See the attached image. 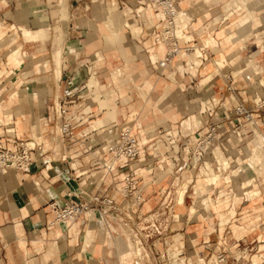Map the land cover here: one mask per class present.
Listing matches in <instances>:
<instances>
[{"label": "rangeland", "instance_id": "obj_1", "mask_svg": "<svg viewBox=\"0 0 264 264\" xmlns=\"http://www.w3.org/2000/svg\"><path fill=\"white\" fill-rule=\"evenodd\" d=\"M17 1L19 4L14 9H11L9 4L10 0H0V14L6 12L8 15L7 17L9 18L5 21L0 18V32L4 33L0 40V61L7 58L9 59V62L14 64L8 57L12 48L22 46L23 49H26L28 52V56L24 58L25 62L17 66V73L13 83H11L12 86L9 91V95H13V99L7 111H11L16 118V109L19 104H21L24 111L28 112L31 110V123L38 122L39 132L44 131L43 134L45 135V138L47 137L49 139L50 144L48 146L45 145V149L52 150L45 155V159L48 161L56 159L57 164L52 162L51 166H48L49 168L47 170L45 169L43 174L35 177L39 182L36 187L41 186L43 189H46V191H49L47 190V183L45 184V177H47L49 171H63L66 173L65 175H62L64 181L69 182L71 185L75 183L72 172L69 170V162L75 159H69L68 162L66 161L62 163L61 160H59L62 157V154L67 152V155L70 156L75 149H80V152H78L80 154L77 155L79 157L77 162L82 165H89L92 161L88 162V159L94 158L91 150L87 148L82 149L84 145H73L68 141H63L56 133L48 134L46 132V128L48 129L47 125L50 124L44 119V116L48 113V108H51L55 103H58L57 100L59 101V98L62 95L63 87L65 85L63 79L67 72H65V68L68 66L69 59H71L73 55H76L79 59L82 57L95 59V57H97L96 53L99 50L102 53V58L107 61V63L102 64V66L106 65L111 69H118L120 67H125V64L135 63L139 68L141 67L140 70L136 69L134 71V73L137 72L135 75L140 76L139 74H141L145 77L152 76L151 79H155V72L152 65L149 63L150 55L142 50L143 42L147 39H141V35L143 34L139 33L140 28H142L141 26L149 24L150 16L149 12H144L140 17L137 16L135 18H132L129 13L128 15H124L126 8L127 10H130V7H136L137 0H127V3H123L120 0H74V2H72V0H64V3L63 0H45V2L48 3V10H50L52 18L49 19V22L39 19L28 24V22H26L27 19H23L24 17L22 16V13L32 9V5L35 2L34 0ZM245 1L246 0H241L239 3L242 4L241 7L244 9V12L238 16V29L233 31L234 28H223L226 23L217 30L220 32L216 33L212 30H207V27L198 29L197 36L199 37L200 42L211 47L215 53L204 63L200 64V66L198 64L193 68H188L187 71L194 75L196 79L193 93L191 94L188 90H185L189 84L188 80L190 77L186 75L184 76L183 74L186 69L183 65V60L196 63V60L194 61L195 58H193L196 56L195 53H189L185 56L186 58L184 57L180 60V65L182 64L183 67H179V64L172 66V64L176 62V59L182 56V53L172 62L168 71V77L170 79H166L167 83H169V89L175 92L180 98L174 105L164 106V104L161 103V97H159L156 92H152L150 103L146 108L147 110H145L140 116L139 122L142 123L145 128L148 126L152 128L147 136V159L142 161L137 160L131 163L128 161L126 169L129 170L130 165H133L132 169L138 172V182H140L138 185L143 187L149 194L148 203H150V209H152L151 211L155 214L154 219L157 218L158 225L160 221L162 222L163 225L161 229L163 230V234L161 237L154 236L149 242H144L143 247L141 245L140 247L138 246L139 248L137 245L133 244V242L123 241L131 245V254H134L137 257L136 264H180L182 259H184L182 260V264L203 263L206 250L204 248L205 239L203 240L201 247L189 242H186L185 247H183L184 243L183 240H180L181 234L179 232H183L186 240L189 238H196L197 232L195 225L200 221H204L208 216L211 217V212L213 211L215 212L213 214L215 222L219 223L221 218L218 214L220 213H217L215 207L212 205L210 206L209 204H212L214 199L221 194V190L225 191L230 184L235 190L238 189L237 192L239 193H235L234 196L237 198V203L240 205L239 208L238 206L236 207L235 211L231 209V212L235 213V217L229 220L228 223L224 222L225 224L222 231H226L225 234L228 236L231 243H233L235 237L241 236V234L240 236L234 234L233 225L237 224L241 226L242 229L246 230L247 227L241 224L240 218L243 216V213H246V209L250 207L253 209L254 203L260 202L264 199L263 191V198H261L262 195L258 193L257 196H252L248 201L244 202L242 193L240 192V187L243 185L241 182L251 178L255 173L259 176L258 180L251 181V185L254 186L250 185L251 187L248 186L249 188L247 187L245 189L253 187L255 189L261 188L264 190V172L261 170L262 165H264V156L262 158V164H258L255 161L253 162L255 164L250 162V160L253 161L250 158V148L254 143L253 140L255 137L259 144H261L260 146L263 148L264 155V134L261 132L256 133L258 131L254 132L251 126H246L243 137H238L236 133L232 132L231 126L238 125L240 117L236 119L237 116L232 113H222V111H218L219 107L222 105L227 109H231L237 103L243 101L249 106L255 107L257 97H264V80H262L263 78L257 80V76L255 75V73L260 70V67L258 68L255 63L256 61L264 59V52L262 55L257 56L258 58H255L254 56L248 57V52L245 49L248 47V41L252 37L250 24L249 22L246 23V21L251 14L249 11L253 9V7L250 8L249 3ZM224 4H226V6H224L223 9H230L233 5H238L236 2L230 3V0ZM97 10H107L108 22L110 21L109 10L116 13V21L122 26H125L123 28V33L121 34L123 36L122 40L116 44H114L112 40L108 43L106 42L104 38L105 33H107L109 38L112 39L114 30L106 29V27H104L103 21L100 20L99 16H95L94 14ZM126 22L127 24L125 25ZM127 25H131L129 26L130 28H128ZM15 26L18 28L19 26H22L21 30L15 32L17 28H15ZM41 26L48 27V36L43 41H33L40 37H45L47 28ZM71 26L77 27L79 31H82L81 39H84L83 42L80 40L72 41V39H70V36L72 35V32H70ZM138 27L139 31L137 33L135 29ZM27 29L31 33H29V35L26 33V36L23 31L26 30L27 32ZM232 35L233 37H231ZM211 38H220L218 40L219 48L218 45L216 46L217 42L214 43V46L209 42L208 39ZM59 46L63 48L61 77H57L55 74V62L53 59L54 50ZM68 46L70 49L69 51H66V47ZM82 47L85 48L84 51H82L83 49L81 50ZM230 48H232L231 51H234V53L231 55V52H227L226 55V51ZM222 52L226 55L224 56L225 66L219 70H206V65L208 66L211 64V62L214 59H217ZM71 53H73V55ZM157 54L159 57L163 53L159 51ZM59 55L60 53L56 54L58 65L61 63ZM132 55L134 57H130ZM12 56L14 57L13 54ZM38 60H48L50 65L48 67H42L38 72L33 71V74H31L29 78L24 79L23 71L28 68L30 63V65L36 64ZM242 61L246 63L242 65L244 69L241 71L239 70L240 72H236L238 63ZM218 63L221 65L220 62ZM104 70L105 68L98 69V73L90 79L89 84L94 85V87H91L90 91H85L86 95L82 98L84 99L83 103H87L88 105H91L92 108L97 109L96 117L99 119L94 121L92 125L100 126L101 123L107 121H116L117 123L122 124L125 122V119L128 118V110H132V108L135 110L140 107L142 105V99L135 98L132 101V98L126 96L127 91L130 90L127 87L128 83L125 81L128 76L126 72H119L118 70L122 75L121 80L123 81L119 83L120 80L117 79V76H110V72ZM248 75L251 76L250 79L248 78ZM209 76L211 77V80L204 85L202 80ZM111 77L116 82V85L123 84L119 87V94L123 95L120 99L121 103L116 101L117 93H115V91L117 90L113 88L112 90L111 86H108V84L113 82ZM77 79L79 80L78 75ZM159 79L164 78L160 77ZM21 86L24 88L19 91ZM252 86H255V88L251 90ZM45 91L48 93L45 94ZM109 91L113 92L112 97L107 95ZM256 91L258 96L254 94ZM41 92L42 94H40ZM203 98H208V100H210L206 109L210 108L214 110L213 114L209 115L208 112H200V106L198 108L195 107L196 109L193 110V103L200 101ZM9 99V97L6 98L5 96L6 101L4 102V106ZM29 99H31L30 104H28ZM168 104L170 103L168 102ZM170 108L172 113H176V117L174 119H165L164 113L161 111ZM1 112V119L8 120L12 118L11 113H5L2 110ZM192 114L197 116V121L189 127V125H186V122L184 123V120ZM259 118L260 125H264V112H262ZM169 121L172 123L177 122V124L166 125L167 127L161 125L165 122L170 123ZM240 121L244 125H252L244 122L242 119ZM210 123H215L217 125H209ZM164 127H166V129H164ZM27 129H29V125ZM101 129L103 128L101 127ZM32 136L43 140L41 137L42 134L39 135L36 132H31V129L24 132V137ZM96 136L98 135L93 133L89 140H94ZM191 137L193 140H195V137H201L204 142L201 146L195 148L191 142L188 141L187 143V139H190ZM181 153H183L184 158L182 156L181 159H179ZM75 166L76 165H74V167ZM87 168L88 167H86V169ZM15 173L17 172H14V174ZM216 174L218 175V178H216L217 181L216 184H214L209 178ZM23 176L24 175L21 174V180L23 182H26L28 178H32L26 176V179H24ZM246 177L247 179H244ZM28 181H30V179ZM64 181L62 184L65 183ZM244 185L246 186L247 183ZM179 191H183V197L182 193H179ZM49 192V197L52 198L55 195V190H50ZM210 197H213L214 199L209 201L208 199ZM233 198L231 200H233ZM181 199L184 201L181 202ZM204 204H207L205 216L200 215L191 220V212L195 213L197 210H194L195 205L200 208ZM213 204L214 206H218L219 211L224 213L226 219L231 216L228 215V210L222 207L224 204L228 205V200L226 203H224L223 200H220V202L217 203V201H215ZM258 206L262 207V204ZM45 207L46 206H43L42 208ZM200 210L201 213L204 212L202 208H200ZM263 214L264 212H262V215ZM15 215L22 219L31 216L28 214L25 207L16 208L10 205L7 209H2L0 213V235L3 236L10 232L12 224H14ZM45 217L46 221L51 217V215L47 213V210H45ZM83 218V223H79V225L82 224L79 241L66 234L63 238H59L57 243L49 244V248L53 250L59 243H66L71 247V253L79 254L81 251L80 248L84 244V235L89 224V219H87L86 215ZM90 218L93 220L92 217ZM95 223L97 225L95 229L96 235L93 238V243L90 247L91 250H93V245H96L99 248L101 243L99 237H97L98 221L96 220ZM57 227L61 230L64 229L62 223H58L56 228ZM75 227H73V230ZM40 229L43 230L40 233V238L43 239L46 236L44 234V229H47V226H40ZM260 229V234L263 235L262 239L264 240V226L260 227ZM91 230H94V228H90V231ZM220 232L221 231L217 226L211 230L209 237L211 239L212 247H214L213 244L216 243ZM175 234L178 237L174 236L172 238V235ZM261 244H264V242H259V240L253 241V237L249 236L246 241H242V248H248V251H250L252 255L256 254L258 249H261L258 254H263L264 256V247H258ZM44 245L45 240L43 243V249L40 248V250H38L40 253L44 252ZM180 245L183 247L181 251H179ZM137 248L138 250H136ZM175 255L177 256V260ZM260 255H254L252 257L253 259L260 258ZM93 257L95 256H90L91 259ZM110 259L112 264H118L114 258ZM174 260H176L177 263L174 262ZM0 264H2V262H0Z\"/></svg>", "mask_w": 264, "mask_h": 264}, {"label": "built area", "instance_id": "obj_2", "mask_svg": "<svg viewBox=\"0 0 264 264\" xmlns=\"http://www.w3.org/2000/svg\"><path fill=\"white\" fill-rule=\"evenodd\" d=\"M120 1L127 3V0ZM182 3L183 0H137L135 8L130 7V10L124 8V15L129 13L132 18H135L140 17L144 12H149V10L153 14L150 16L149 13L150 22L148 25L141 26L139 33L144 35H141V39H147L143 42L142 50L150 56L157 54L161 47L165 49L163 54L155 60L149 58V63L152 65L156 76L154 80L160 77L170 79L168 71L171 64L182 53H195V55L198 53L196 63L183 60V65L186 67L183 74L190 77L185 90L192 94L196 79L194 75L187 71L188 68H193L198 64L200 66L214 54L211 47L200 42L194 21L186 13ZM127 26L130 28L131 25ZM71 54L73 55V53ZM106 63L107 61L104 58L100 59L99 56L95 59H87L86 57L79 59L76 55H73L68 61L67 68H65V72H67L63 79L65 85L62 95L58 103L48 108V113L45 114L44 119L50 124L47 125L48 129L46 128L48 134L56 133L63 141H68L73 145H84L82 149L91 150L94 156V158L88 159V162L92 161L89 165L79 164L81 167H88L79 174L69 162V169L75 183L66 186L58 195L50 199L47 213L51 215V218L46 226L48 228L49 224L52 227H56L58 223L65 224L64 236L68 234L70 237L71 229L79 223H83V217L86 215L87 219L92 217L94 221H98L97 237L101 241L102 250L110 244V241L115 242L117 240L118 231L122 232L125 241L133 242L137 247H140V245L143 247V243L149 242L154 236H162L163 230L161 227L163 224L160 221L158 225L157 218L154 219L155 214L150 209L151 206L146 209L149 194L143 187L138 185L140 183L138 182V172L132 169L133 165H130L129 170L126 167L128 161L131 163L147 159V127L145 128L139 122V119L142 113L147 110L153 91L149 93L148 97H144L137 89L128 88L130 90L127 91L126 96L132 98V101L135 98H141L142 105L135 110L133 108L128 110V118L122 124L116 121H107L101 123L100 126L92 125L94 121L99 119L96 117L97 109L92 108L87 103L84 104V99H82L86 95L85 91H90L91 87H94V85L89 84L90 79L98 73V69L105 68L104 71L110 72V76H117V79L120 80L119 83L123 82L121 80L122 75L118 72L119 68L111 69L106 65L102 66ZM17 68L7 58L0 61V98L4 100L5 96L6 98L9 97L11 83H13L16 76ZM80 71H85L87 74V77L83 80L77 79ZM148 77L151 78L152 76ZM112 81L108 86L117 90L115 91L117 93L116 101L121 103L120 99L123 95L119 94V87L123 84L116 85L113 78ZM218 111L232 113L237 116L236 119L240 117L238 125L231 126L232 132L236 133L238 137H243L246 126H251L254 132L258 131L256 133L261 132L264 134V125H260L259 120L262 112H264V97H260L259 100L255 101V107H251L243 101L237 103L231 109H227L222 105ZM207 112L211 115L214 110L208 108L206 111H202V113ZM241 119L252 125L242 124ZM169 122L161 125L177 124V122ZM209 125L217 124L210 123ZM93 133L99 137L96 136L94 140H89ZM188 141L195 148L201 146L204 142L201 137H195V140L191 137L187 139V143ZM50 150L45 149V142L40 138L37 139L34 136L24 137L20 134L14 119L4 120L0 118V171L3 174L19 172L24 176H30L47 170L51 161L45 159V155ZM78 152H80V149H75L72 155L67 156V160H63V163L68 162L69 159H75L72 161L77 162L79 158L77 155L80 154ZM182 156L184 158L183 153L180 154L179 159ZM247 177L244 179H247ZM258 178V174L255 173L251 178L241 182L243 185L240 187V192L244 202L252 196H257L258 193L263 198L264 190L261 188L245 189L248 186H254L251 185V181H257ZM237 190L229 184L225 191L221 190V194L216 199L210 197L212 200L214 199L212 204H209L210 206H214L215 201L218 203L223 200L226 203L228 200V205L224 204V208L228 210V215H231L227 219V223L235 217V213H232L231 209L236 210V207L239 208L240 205L234 196L235 193H239ZM232 198L233 200H231ZM261 204L262 207H259L258 205ZM246 210L240 220L249 232L240 237H235L234 242L231 243L225 234L226 231H221L218 234L216 243L213 244L214 247L211 246L210 237L205 239L204 248L206 250L204 249V259L201 264H256L252 256L260 255L258 253L261 249H258L257 253L252 255L248 248H242V241H246L249 236H252L253 241L264 242L263 235L260 234V227L264 226V214L262 215V212H264V199L254 203L253 209L250 207ZM258 247H264V244ZM112 258L117 262V256L114 255ZM260 259L261 261L258 264H264L263 254L260 255Z\"/></svg>", "mask_w": 264, "mask_h": 264}, {"label": "crops", "instance_id": "obj_3", "mask_svg": "<svg viewBox=\"0 0 264 264\" xmlns=\"http://www.w3.org/2000/svg\"><path fill=\"white\" fill-rule=\"evenodd\" d=\"M227 1L228 0H183V4H184L185 11L193 19L194 26L196 27L197 31L199 28L207 27V30H210V31L212 30L213 32L216 33L217 30L221 28L225 23H226L225 27L232 28V29L234 28L233 31L239 28L237 24L239 22L238 16L244 12V9L241 7L242 4H239L241 0H230V3L236 2L238 3V5H233L232 8L230 9H223L224 6H226V4L224 3ZM34 2L35 3L32 5L33 7L32 9L24 11L22 13V16L24 17L22 18L27 19L26 22H28V24L33 23V21L39 20V19H43L49 22V19L52 18V15L50 14V10H48L49 8L48 3L45 2V0H34ZM72 2H74V0H72ZM245 2L249 3L250 8L253 7V9L249 11L251 12L249 17L252 18V21L250 23V31L252 33V37L249 39L248 47H246L245 49L248 52V57L254 56L255 58H258L257 56L262 55V53L264 52V0H246ZM63 3H64V0H63ZM9 4L11 6L10 8L14 9L19 4V2L17 0H10ZM149 13H150V16L153 15L150 10H149ZM94 14L95 16L96 15L99 16L100 20L103 21V25L104 27H106V29L114 30V35L112 39H110L109 35L105 33L104 38L107 43L110 42V40H112V42L116 44L117 42L123 39V36L121 34L123 33V28L125 26L124 25L122 26L119 22L116 21V17H115L116 13L111 12L109 10V17H110L109 22L107 21V14H108L107 10H101V11L97 10L94 12ZM3 15L5 18L3 17ZM7 16L8 15L6 12H2L0 14V18L4 20L9 19ZM126 24L127 22L125 23V25ZM22 26H25V25H22ZM22 26H19V28L15 26V28L17 27L15 32H19ZM41 27H44V26H41ZM44 28H47L45 37H40L33 41H39V40L43 41L46 39V37L48 36V27H44ZM70 30H71L70 32H72V35L70 36V39H72V41L80 40L81 42H83L84 39H81L82 31H79L78 28L74 26H71ZM135 30L138 33L139 27ZM3 34L4 33L0 32V40L2 39ZM231 37H233V35ZM219 39L211 38L208 40L209 42L213 44V46H214V43L217 42L216 44L217 46L219 44L218 43ZM66 48H67L66 51H69L70 47L68 46ZM218 48H219V45H218ZM84 49H85L84 47L81 48L82 51H84ZM231 50L232 48L228 49L226 51V55H227V52H231V55H232L234 51H231ZM164 51L165 49L161 47L160 52L163 53ZM212 52L213 54L215 53L213 50ZM13 53L15 54L14 57L12 56ZM57 53H60L59 55L60 60H61L60 65H58L56 61ZM188 54L189 53H185L180 58L176 59V62L173 63L172 66L178 65V64L180 65L181 63L180 59L184 58ZM96 55L101 57L102 59L101 51L98 50ZM226 55L224 54V52H222L218 56L217 59H214L211 62L212 65L211 64H209L208 66L206 65L205 67L206 70H210V69L219 70L222 67H224L225 66L224 56ZM27 56H28L27 50L23 49V47L20 46L17 48H12L10 50L8 57L13 61L15 66H19L25 62L24 58ZM130 57H134V56L132 55ZM53 59L55 62L54 63L55 64V74L57 77H61L62 76V61H63V48L62 47L59 46L55 48L54 53H53ZM218 62H220L221 65ZM30 64L28 68H26L23 71L24 79L29 78L31 74H33V71L38 72L42 69V67L44 66L48 67L50 65L48 60H38L36 64H33V65H30ZM243 64H246V63L244 61L238 63L236 72L237 70L241 71L244 69L242 66ZM255 64L256 66H258V68L260 67L259 68L260 70L256 68L258 70V72L255 73V75L257 76L256 79L259 80L263 78L262 80H264V59L256 61ZM125 65H126L125 67H120L119 70L122 72L124 71L128 74L127 79L125 80L128 83L127 84L128 88L137 89L140 92V94L143 95L144 97H148L151 91L156 92V94L159 97H161V100H162L161 103L164 104V106L174 105L180 98L175 92L169 89V83H167L166 79H159V80L153 79L152 80L149 77H142V76L135 75L137 72L134 73V71L136 69L140 70L141 67L139 68V66L136 65L135 63L134 64L128 63ZM179 67H182V64ZM78 77H79V80H83L87 77V74L85 73V71H80V73H78ZM210 78H211L210 76L207 78H204L202 80L203 84L206 85L208 81L211 80ZM248 78L250 79L251 76L248 75ZM27 80H31V79H27ZM204 80L206 83L204 82ZM23 86L19 88V91H21L24 88ZM254 88L255 86L254 87L252 86L251 90ZM47 93L48 92L45 91V94ZM40 94H42V92ZM112 94H113L112 91H109L107 93V95L110 97H112ZM254 94L258 96L257 91ZM9 98L10 99L5 104V106H4V102L6 100H4L3 98H0L1 110L5 113H11L12 119H14V122L16 123L17 129L19 130L20 134L24 136V132L31 129V132H36L39 135L42 134L41 137L43 138L45 145L48 146L50 144L49 139L47 137L45 138V135L43 134L44 131L39 132L38 122L31 123V120H30L31 110L26 112L23 110L21 104H19L16 109V112H17L16 118H15V115L11 111H5L6 109L7 110L9 109V106L12 103L13 95H9ZM257 100H259V97L257 98ZM207 101L209 103L210 100L207 99ZM168 102L170 104H168ZM30 103H31V99H29L28 104ZM207 104L205 105V107L207 106ZM193 106H194L193 110H195L197 107L194 105V103H193ZM204 109H200L201 110L200 112H202ZM1 110H0V114L2 113ZM161 112L164 113L165 119H174L176 117V113H172L171 108L164 109ZM1 117H2V114H1ZM196 117L197 116L195 114L190 115L191 126L193 123L197 121ZM185 121L186 119L184 120V123ZM28 125H29V129H27ZM151 129H152L151 127L149 126L147 127L148 134ZM253 141L254 143L250 148V155H251L253 147H255L256 145H261L257 141L256 137ZM67 156H68L67 152H65L64 154H62V157L59 160H61V162L63 163L64 159L67 160ZM52 162L57 164L56 159H54L53 161L51 160L49 167L51 166ZM74 165H76V167H74ZM71 166L77 171V173H78V169L82 168L81 166H79V164L76 161H71ZM261 170L262 172H264V165H262ZM43 172L44 170L37 172L36 174L28 176L32 178H28V180L30 179V181L27 180L26 182H23L21 180V173L19 172L15 174L14 172H9L5 174L0 172V213L2 209H7L10 205H12L16 208L25 207L28 211V214L31 215L29 218H23V219L15 215L14 224H12V229L10 230V232L6 233L3 236L0 235V262H2V264H112V261L110 258H112V256L114 255L117 256L118 258L117 260L118 264H136L137 257L134 254H131L132 252L131 245L127 242H123L125 240L122 236V232H119V231H118L117 240L115 242L110 241V244L106 246L104 250L101 249V246H99L98 248L96 245H93V250L90 249L91 244L93 243V238L96 235L95 229L97 226L95 221L92 220L91 218L90 219L88 218L89 224L87 226L88 228H86V232L84 235V244L80 248L81 251L79 254H73V252L71 253V247L67 245L66 243L65 244L59 243L58 246L54 248L53 250L49 248L50 247L49 244L57 243L59 238L64 237L63 229L61 230L60 228L58 229V227L57 228L52 227L51 224H49V227L47 229H44V234L46 235L45 238H43L45 240V245H44L45 250H43L44 251L43 253H40L38 250H40V248L43 249V243H44V240L40 238V233L43 231L42 229H40V226L42 227V226L47 225V222L51 218V217L48 218V220L46 221V217H45V210H47L48 203L51 199L49 197L50 195L49 191L55 190L54 196H56L66 186L71 185L69 184V182L64 181V178L62 175H65L66 174L65 172L63 171L62 172L60 171L50 172L49 171L47 174V177H45L46 178L45 184L47 183V186H48L47 190L49 191H46V189H43L41 186L36 187L39 184V182L37 179H35V177L43 174ZM23 177L24 179H26L25 178L26 176H23ZM63 181L65 183L62 184ZM214 184H216V182ZM43 206H46V207L42 208ZM149 207H150V204L147 203V208ZM213 207H215V210H219L218 206H213ZM222 207L224 208L225 206H222ZM195 208H197V210L195 213L191 212V215H190L191 220L195 219V217H198L200 215L205 216L206 212L201 213L200 212L201 210L198 209L199 207H197V205H195ZM208 209H209V206H208ZM216 212L218 213V211ZM214 213H215L214 211L211 212V215H212L211 217L208 216L206 219H204V221H200L195 225L196 232H197L196 238H189L186 240L183 232H179L181 234L180 240H183V243H184L183 247H185L186 242L194 243V245L201 247L203 240L209 238L211 234L210 232L212 229L216 228L217 226L220 231L223 230V226L227 222H225L222 225H221V222L216 223L214 219V215H213ZM62 225L65 228V224H62ZM81 226L82 225L76 226L74 230L71 229L70 231L71 238L72 237L76 238L77 241H79V235L81 234V231H82ZM92 227L94 228V230L90 231V228ZM233 229L235 232L234 234L238 236H240V234L242 236L244 233L249 232L248 229L244 230L242 229L241 226L237 224L233 225ZM175 235H172V238ZM181 246L182 245H180V247L178 246L180 248V251L183 248ZM90 256H95V257L91 259ZM254 260L256 264H258L261 261L260 258H255ZM141 264H145V263H141Z\"/></svg>", "mask_w": 264, "mask_h": 264}, {"label": "bare ground", "instance_id": "obj_4", "mask_svg": "<svg viewBox=\"0 0 264 264\" xmlns=\"http://www.w3.org/2000/svg\"><path fill=\"white\" fill-rule=\"evenodd\" d=\"M251 21H252V18L251 17H249L248 19H247V21H246V23H248L249 22V24L251 23ZM248 24V25H249ZM28 30V29H27ZM24 33H25V35H26V33L29 35V33H31L29 30L26 32V30H24L23 31ZM239 32V31H238ZM241 32V31H240ZM27 36V35H26ZM26 40H27V38H26ZM22 49V48H21ZM26 50V49H25ZM18 52V51H17ZM185 53H187V52H184L183 54H185ZM18 54V53H17ZM182 54V55H183ZM198 54V53H197ZM197 54H196V56L195 57H193V58H195L194 59V61L196 60V61H198V59H197ZM13 55H15L14 53H13ZM158 57V55L157 54H152L151 55V58L152 59H156ZM100 59H101V57H100ZM181 60V59H180ZM237 71H239V70H237ZM119 72H121L120 70H119ZM240 72V71H239ZM208 81V80H207ZM204 82H205V80H204ZM130 83V82H129ZM206 83V82H205ZM146 90V89H145ZM258 98V97H257ZM206 99H208V98H206ZM206 99H201L200 101H197V102H194V105L198 108L199 106H200V108L199 109H204V107H205V105L208 103V101L206 100ZM58 102V101H57ZM198 103H201V104H198ZM205 109H206V107H205ZM204 109V110H205ZM203 110V111H204ZM186 125H189V127L191 126V120H190V117H188L187 119H186ZM168 133H170V132H168ZM217 152V151H216ZM251 157V159L253 160V161H251L250 160V162H257L258 164L259 163H262L263 161V151H262V148H261V146L260 145H256L255 147H253V149H252V152H251V155H250ZM220 157V156H219ZM263 158V159H262ZM222 160V159H221ZM224 163V162H223ZM251 164V163H250ZM253 164H255V163H253ZM252 164V165H253ZM76 167V166H75ZM212 168V167H211ZM211 168H210V170H211ZM86 169V167H82L81 169H78V173H81L82 171H84ZM1 172V171H0ZM213 172V171H212ZM2 173V172H1ZM207 173V172H206ZM208 174V173H207ZM211 174V173H210ZM216 178H218V175L216 174V175H214V176H211L209 179H210V181L212 182V183H215L216 181H217V179ZM34 183V182H33ZM185 187V186H184ZM186 189H187V187H186ZM183 190V189H182ZM185 191V190H184ZM182 193L183 191H179V193ZM182 197H183V193H182ZM181 197V198H182ZM183 199V198H182ZM181 199V200H182ZM209 201L211 200V198H209L208 199ZM184 200H182L181 202H183ZM206 207H207V204H204L203 206H201L200 208H202L203 210H204V212H205V210H206ZM200 208H198V209H200ZM195 209H197V208H195L194 207V210ZM218 211V213H220L219 214V216H220V218H221V225L222 224H224V222H226V218H225V215H224V213H222L221 211H219V210H217ZM222 214V215H221ZM176 215V214H175ZM182 218H183V216H182ZM176 236V235H175ZM176 237H178V236H176ZM181 238V237H180ZM178 250V249H177ZM180 251V250H179ZM177 255H178V253H177ZM176 256V255H175ZM176 260H177V256H176ZM176 260H175V262H176ZM183 260V259H182ZM181 260V263L180 264H182V261ZM177 263V262H176Z\"/></svg>", "mask_w": 264, "mask_h": 264}]
</instances>
